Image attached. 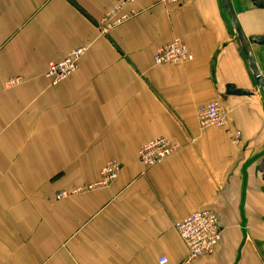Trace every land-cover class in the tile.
Wrapping results in <instances>:
<instances>
[{"label": "crops", "instance_id": "1", "mask_svg": "<svg viewBox=\"0 0 264 264\" xmlns=\"http://www.w3.org/2000/svg\"><path fill=\"white\" fill-rule=\"evenodd\" d=\"M116 1L0 0V264H181L174 225L206 209L223 240L190 264H264V96L222 1L136 0L137 16L103 35ZM230 2L264 78V45L252 42L264 9ZM176 39L194 60L157 66ZM82 47L78 71L51 86L49 64ZM213 101L229 124L202 129L197 110ZM157 138L179 149L147 169L139 151ZM109 162L122 166L109 187L56 198L98 182Z\"/></svg>", "mask_w": 264, "mask_h": 264}, {"label": "built area", "instance_id": "2", "mask_svg": "<svg viewBox=\"0 0 264 264\" xmlns=\"http://www.w3.org/2000/svg\"><path fill=\"white\" fill-rule=\"evenodd\" d=\"M136 0H117L116 5L109 10L99 24V30L103 35L137 16L135 11H127ZM165 6H181L188 0H159ZM87 52L86 47L71 51L64 60L49 64L45 73L51 86H58L73 74H75L80 62ZM194 60V55L180 40L176 39L170 44L157 50L154 63L157 66L166 64H186ZM21 84L20 79H11L6 82L7 88H13ZM197 119L202 129L226 128L229 124V112L219 101H213L201 105L197 110ZM242 134L236 131L232 140L234 144L241 145ZM179 147L166 138H157L146 143L139 151V161L145 168H151L177 152ZM121 164L109 162L102 170L101 179L89 186L77 187L73 190L62 191L57 194L58 200L67 199L86 192L109 187L115 182L121 171ZM174 228L180 235L188 249V257L181 264H190L192 261L207 256L215 255L223 240V227L220 217L214 210H201L175 223ZM159 264H171L167 257L163 256Z\"/></svg>", "mask_w": 264, "mask_h": 264}, {"label": "water", "instance_id": "3", "mask_svg": "<svg viewBox=\"0 0 264 264\" xmlns=\"http://www.w3.org/2000/svg\"><path fill=\"white\" fill-rule=\"evenodd\" d=\"M222 4L230 18L232 27L234 29V33L235 36L237 38V40L239 41L242 51L247 59V62L250 66V69L256 79L257 85L260 89V91L262 92L263 96H264V78L261 76V73L257 67L256 61L253 57V55L251 54L250 51V47L248 44V41L246 40V38L244 37L240 24L238 22L237 16L233 10L232 4L230 2V0H221ZM254 3V5L260 9H264V0H250ZM252 42L255 44H260V45H264V37L263 38H254L252 39ZM227 90V94L228 95H232V96H251L252 92L249 90H242V89H237L234 85H228L226 87ZM260 172L263 175V180H264V160L262 161L260 167H259Z\"/></svg>", "mask_w": 264, "mask_h": 264}]
</instances>
